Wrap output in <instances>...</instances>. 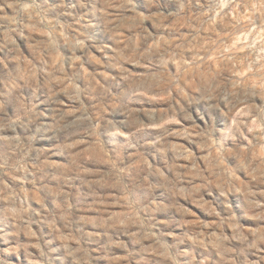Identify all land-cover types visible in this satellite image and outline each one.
I'll list each match as a JSON object with an SVG mask.
<instances>
[{
	"label": "clouds",
	"instance_id": "obj_1",
	"mask_svg": "<svg viewBox=\"0 0 264 264\" xmlns=\"http://www.w3.org/2000/svg\"><path fill=\"white\" fill-rule=\"evenodd\" d=\"M0 264H264V0H0Z\"/></svg>",
	"mask_w": 264,
	"mask_h": 264
}]
</instances>
